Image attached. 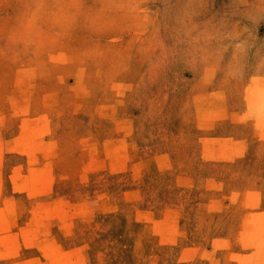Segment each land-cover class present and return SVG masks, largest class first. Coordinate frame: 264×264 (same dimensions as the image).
<instances>
[{"label":"rangeland","instance_id":"374dc122","mask_svg":"<svg viewBox=\"0 0 264 264\" xmlns=\"http://www.w3.org/2000/svg\"><path fill=\"white\" fill-rule=\"evenodd\" d=\"M0 264H264V0H0Z\"/></svg>","mask_w":264,"mask_h":264}]
</instances>
